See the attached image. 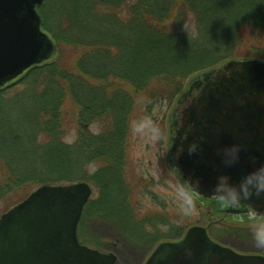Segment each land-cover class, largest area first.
Returning a JSON list of instances; mask_svg holds the SVG:
<instances>
[{
  "label": "trees",
  "instance_id": "obj_1",
  "mask_svg": "<svg viewBox=\"0 0 264 264\" xmlns=\"http://www.w3.org/2000/svg\"><path fill=\"white\" fill-rule=\"evenodd\" d=\"M54 1L48 15L40 6L43 26L77 59L65 68L59 51L56 61L17 82L37 76L24 90L12 97L0 90V157L9 173L0 198L30 183L91 182L99 192L94 213L135 224L144 238L124 179L135 106L148 115L157 103L173 101L188 79L228 60L264 62V0H48V6ZM68 95L78 120L100 128L92 136L83 128L72 147L61 129ZM72 148L77 160L68 158ZM15 159L22 164L14 166ZM89 164L97 166L92 176Z\"/></svg>",
  "mask_w": 264,
  "mask_h": 264
},
{
  "label": "water",
  "instance_id": "obj_2",
  "mask_svg": "<svg viewBox=\"0 0 264 264\" xmlns=\"http://www.w3.org/2000/svg\"><path fill=\"white\" fill-rule=\"evenodd\" d=\"M44 0H0V89L53 60L42 29ZM172 115L169 165L187 190L264 217V62L230 60L195 77ZM92 189L86 182L43 184L0 217V264H115L117 256L81 244L77 226ZM242 213V212H241ZM143 264H264L213 240L203 226L160 242Z\"/></svg>",
  "mask_w": 264,
  "mask_h": 264
},
{
  "label": "rangeland",
  "instance_id": "obj_3",
  "mask_svg": "<svg viewBox=\"0 0 264 264\" xmlns=\"http://www.w3.org/2000/svg\"><path fill=\"white\" fill-rule=\"evenodd\" d=\"M55 2L50 3L49 6L48 0L42 2L45 6L42 8L44 15H48V11L52 12ZM40 6L38 13L42 20ZM57 21L55 15L52 22L57 23ZM41 26L53 38L51 33L44 28L43 21ZM186 28H193L192 23L187 24ZM59 51L64 53L61 58ZM71 52L70 49L60 48L57 44V56L53 60L56 61L60 58L61 62L66 64L65 68L74 66L77 57ZM36 77L31 74L22 81L24 83H15L10 88H5L6 90L3 92L7 94L6 97H12L17 92L24 90L27 83L36 82ZM38 82L44 81L39 79ZM178 96L171 102L157 103L148 115L135 106L130 133L124 144L126 159L124 179L132 187L131 205L136 218L134 220L140 222L146 236L143 238V235L137 234V231L140 232L141 229L136 228L135 224L128 226L95 214L92 209L95 206L93 202L97 200L99 192L96 186L89 182L93 188L89 200V203L92 204L83 211L80 218L77 230L79 241L102 253L115 254L118 259L116 264H143L159 242L177 239L191 225L204 227L209 225L208 230L211 238L228 244L236 251L264 255V246L259 245L262 243L261 241H257L258 235H264V226L256 227L257 221L234 223L230 219L216 214L210 203L206 201V203H199L187 193L176 172L171 170L165 162L160 146L166 145L168 117L174 109ZM60 112L63 141L67 145L72 147L77 144L83 128L88 131L90 136L99 134L100 128L97 125L85 124L78 120L79 108L69 95L65 97ZM40 139L43 140L42 137ZM77 156L78 152H75L73 148L68 151L70 160H77ZM20 161L15 159L12 163L17 166L19 163L22 164ZM96 168L97 166L89 164L86 169L87 175L92 176L96 172ZM8 176L6 163L0 157V183H6ZM77 182L79 181L74 183ZM37 185L30 183L19 190H14V188L3 195L0 198V217L25 199L33 189L38 187Z\"/></svg>",
  "mask_w": 264,
  "mask_h": 264
},
{
  "label": "flooded vegetation",
  "instance_id": "obj_4",
  "mask_svg": "<svg viewBox=\"0 0 264 264\" xmlns=\"http://www.w3.org/2000/svg\"><path fill=\"white\" fill-rule=\"evenodd\" d=\"M169 121L170 116L168 117V133H167V142L166 145L160 146L161 151H163V156L165 158V162H167L169 166V159L171 155V146L169 145L168 141L170 139V132H169ZM170 167V166H169ZM205 202V201H204ZM213 207V210L216 214L224 216L225 218L230 219L234 223L240 222H247V221H257L256 227H263L264 226V219L261 216H258L254 211L249 210L245 211L240 207H233L225 200L222 199H212L207 201ZM206 203V202H205ZM242 212V213H241ZM235 218H238L235 220ZM223 243V242H221ZM225 244V243H223ZM228 245V244H225Z\"/></svg>",
  "mask_w": 264,
  "mask_h": 264
},
{
  "label": "clouds",
  "instance_id": "obj_5",
  "mask_svg": "<svg viewBox=\"0 0 264 264\" xmlns=\"http://www.w3.org/2000/svg\"><path fill=\"white\" fill-rule=\"evenodd\" d=\"M251 179H254L256 181V185L258 188L264 190V170L253 173L252 177H250V180ZM257 241H261L262 243L259 245L264 246V235H258Z\"/></svg>",
  "mask_w": 264,
  "mask_h": 264
}]
</instances>
